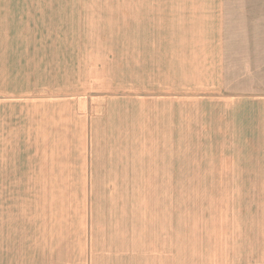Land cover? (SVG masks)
Segmentation results:
<instances>
[{"label":"rangeland","instance_id":"374dc122","mask_svg":"<svg viewBox=\"0 0 264 264\" xmlns=\"http://www.w3.org/2000/svg\"><path fill=\"white\" fill-rule=\"evenodd\" d=\"M0 264H264V0H0Z\"/></svg>","mask_w":264,"mask_h":264}]
</instances>
